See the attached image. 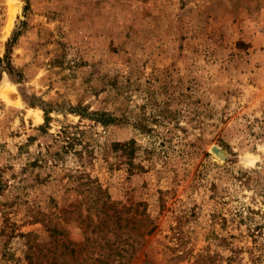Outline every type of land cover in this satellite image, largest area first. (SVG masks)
Masks as SVG:
<instances>
[{
    "label": "rangeland",
    "instance_id": "1",
    "mask_svg": "<svg viewBox=\"0 0 264 264\" xmlns=\"http://www.w3.org/2000/svg\"><path fill=\"white\" fill-rule=\"evenodd\" d=\"M87 180L157 224L130 264H264V0H0V264L94 234Z\"/></svg>",
    "mask_w": 264,
    "mask_h": 264
},
{
    "label": "trees",
    "instance_id": "2",
    "mask_svg": "<svg viewBox=\"0 0 264 264\" xmlns=\"http://www.w3.org/2000/svg\"><path fill=\"white\" fill-rule=\"evenodd\" d=\"M8 58H11L7 54ZM50 113L46 110V123L40 128L46 130L50 123ZM67 128L61 130L65 135V142L63 147L70 148L73 145L72 139L74 137L69 133ZM60 135V133H59ZM133 140L118 141L116 147L122 148L126 156L132 158L133 151L131 150ZM49 149V155H51ZM43 161L46 163L45 159ZM83 181L81 185L88 186L84 191L88 192L89 201L87 205L89 210L88 218L95 220V228L93 233L86 234L84 242H79L71 238H64V228L60 227L59 222L54 223L52 219H47V228L50 231V243L53 244V260L48 254L46 255V244L35 237L31 239L32 243L29 245L28 258L31 262H38L39 264H61L59 257H64L62 264H82L80 260H87V264H130V260L135 253L141 248L145 241H142L145 235L153 233L157 227L151 214L147 208L140 210L138 202L137 208L133 205H120L119 202L112 199L111 194L101 184L96 181ZM80 202V203H81ZM125 220V223L122 222ZM130 223L131 226H130ZM125 229V230H124ZM61 236V237H60ZM61 241V242H60ZM35 242V243H34ZM58 245L62 246L58 252ZM87 248V252L84 250ZM92 251H89L91 250ZM51 250V249H49ZM82 258V259H81ZM150 264H157L150 262Z\"/></svg>",
    "mask_w": 264,
    "mask_h": 264
},
{
    "label": "bare ground",
    "instance_id": "3",
    "mask_svg": "<svg viewBox=\"0 0 264 264\" xmlns=\"http://www.w3.org/2000/svg\"><path fill=\"white\" fill-rule=\"evenodd\" d=\"M8 25V24H7ZM215 151L218 155L222 156L221 153L223 152L225 154V152L222 149H219L217 147H215Z\"/></svg>",
    "mask_w": 264,
    "mask_h": 264
},
{
    "label": "water",
    "instance_id": "4",
    "mask_svg": "<svg viewBox=\"0 0 264 264\" xmlns=\"http://www.w3.org/2000/svg\"><path fill=\"white\" fill-rule=\"evenodd\" d=\"M221 155H222L221 157H226V155L223 152L221 153Z\"/></svg>",
    "mask_w": 264,
    "mask_h": 264
}]
</instances>
